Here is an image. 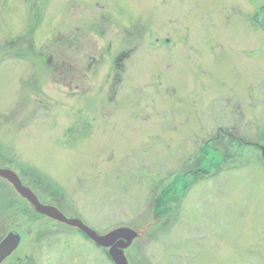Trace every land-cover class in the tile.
<instances>
[{
	"label": "rangeland",
	"instance_id": "374dc122",
	"mask_svg": "<svg viewBox=\"0 0 264 264\" xmlns=\"http://www.w3.org/2000/svg\"><path fill=\"white\" fill-rule=\"evenodd\" d=\"M263 154L264 0H0V164L131 264H264ZM0 213L22 264H114L2 178Z\"/></svg>",
	"mask_w": 264,
	"mask_h": 264
},
{
	"label": "water",
	"instance_id": "95a60500",
	"mask_svg": "<svg viewBox=\"0 0 264 264\" xmlns=\"http://www.w3.org/2000/svg\"><path fill=\"white\" fill-rule=\"evenodd\" d=\"M0 177L10 183L18 195L23 197L30 204L31 208H34L36 213L40 216H45L70 228L79 229L95 244L107 248L114 264H130L126 251L129 250L134 241L140 237L139 232L134 228L122 226L106 234H100L91 226L87 225L82 219L78 217H68L59 207L41 202L36 192L32 188L26 186L22 182L21 177L11 168L0 166ZM21 242V236L16 231H12L1 240L0 264L17 250Z\"/></svg>",
	"mask_w": 264,
	"mask_h": 264
},
{
	"label": "flooded vegetation",
	"instance_id": "af4514ba",
	"mask_svg": "<svg viewBox=\"0 0 264 264\" xmlns=\"http://www.w3.org/2000/svg\"><path fill=\"white\" fill-rule=\"evenodd\" d=\"M209 145H211L212 146V148H213V150H214V156H216V157H220V159L222 158V156H221V154H220V150L217 148V146H215V144H214V142L213 143H210V142H207V145H203L204 146V148H203V150L204 149H207L208 147H209ZM208 150V149H207ZM263 151V150H262ZM205 152V151H204ZM204 155H205V153H204ZM264 155V154H263ZM22 178V177H21ZM22 181H23V179H22ZM23 183L26 185V186H29L30 188H32L33 189V187L32 186H30L29 185V183H25L24 181H23ZM34 190V189H33ZM171 196H172V194H171ZM170 196V197H171ZM41 200V199H40ZM166 200V199H165ZM165 200H163V198L161 199H157V202H160V201H165ZM41 202H44V201H41ZM161 204V203H160ZM4 220H3V214L2 213H0V227H1V224H2V222H3ZM6 231L4 232V235H2L1 236V238H0V243H1V240L5 237V236H7L9 233H11L12 231H15V230H13V229H9V228H6L5 229ZM127 252L128 251H126V254H127ZM127 257H128V254H127ZM27 258H29V256L28 255H23V256H21V255H17V254H15V252L11 255V256H9L6 260H4L3 262H2V264H22V263H24L23 261L24 260H26ZM31 260H32V258H31ZM129 260H130V257H129ZM131 263V262H130Z\"/></svg>",
	"mask_w": 264,
	"mask_h": 264
},
{
	"label": "trees",
	"instance_id": "16d2710c",
	"mask_svg": "<svg viewBox=\"0 0 264 264\" xmlns=\"http://www.w3.org/2000/svg\"><path fill=\"white\" fill-rule=\"evenodd\" d=\"M208 150L210 149V151L212 152H214V150H213V148H212V146L211 145H209V147L207 148ZM210 153V152H209ZM203 157L205 158L206 157V161H207V165L210 167V168H212V166H215V167H219V166H221V163H219L218 164V161H219V159H220V157H216L215 156V158L214 157H209L207 154L206 155H203ZM204 158H202L201 160H199V162H201ZM217 163V164H216ZM165 191V190H164ZM169 193V192H168ZM162 194H167V192L165 191V192H162ZM169 194H171V193H169Z\"/></svg>",
	"mask_w": 264,
	"mask_h": 264
}]
</instances>
